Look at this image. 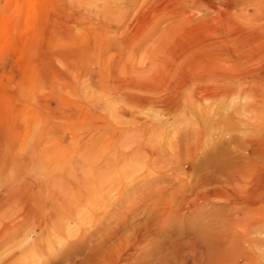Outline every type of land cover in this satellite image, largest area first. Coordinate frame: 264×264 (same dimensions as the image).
I'll use <instances>...</instances> for the list:
<instances>
[{
    "label": "rangeland",
    "instance_id": "374dc122",
    "mask_svg": "<svg viewBox=\"0 0 264 264\" xmlns=\"http://www.w3.org/2000/svg\"><path fill=\"white\" fill-rule=\"evenodd\" d=\"M164 1L0 0V264H264V97Z\"/></svg>",
    "mask_w": 264,
    "mask_h": 264
},
{
    "label": "bare ground",
    "instance_id": "6f19581e",
    "mask_svg": "<svg viewBox=\"0 0 264 264\" xmlns=\"http://www.w3.org/2000/svg\"><path fill=\"white\" fill-rule=\"evenodd\" d=\"M240 2L242 0H165L156 11L180 13L183 23L194 22L198 19L194 13L201 10L215 14L217 18L207 19L211 28L205 38L197 39L195 45L197 50L200 46L208 47L207 57L210 62L205 67V81L222 83L219 84L223 86L220 87L222 91L219 90L222 96L244 89L248 93L264 97V33L255 31V26L248 25L244 29L238 24L239 17L242 16L236 11ZM263 30L264 28L261 29ZM257 58L262 61L258 68L255 67ZM259 82L263 85H259ZM207 94L212 97L218 95L212 89Z\"/></svg>",
    "mask_w": 264,
    "mask_h": 264
}]
</instances>
